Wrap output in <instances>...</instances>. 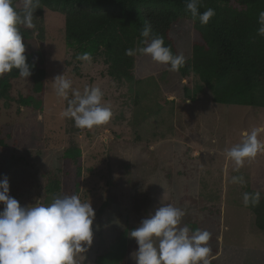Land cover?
I'll return each mask as SVG.
<instances>
[{"label": "rangeland", "instance_id": "1", "mask_svg": "<svg viewBox=\"0 0 264 264\" xmlns=\"http://www.w3.org/2000/svg\"><path fill=\"white\" fill-rule=\"evenodd\" d=\"M14 7L22 14V2ZM32 22L31 29L20 26L25 56L45 70L47 79L45 92L38 95L33 82L20 77L9 98L0 101V138L8 145L18 139L23 154V160L0 157V179L7 176L10 196L22 206L49 205L72 194L91 203L93 242L81 264H96L122 232L169 203L185 210L182 225L211 233L208 247L215 255L208 257L210 264H264V231L243 203L248 189L264 193V151L246 159L238 171L226 156V149L253 129L264 144V109L214 105L208 88L199 91L198 76L183 79L139 53L134 81H118L108 76L104 56L78 59L76 46L65 37L63 15L35 6ZM192 33V23L184 19L171 32L185 61L192 56ZM62 74L81 93L86 86L101 89L112 110L108 123L80 129L62 117L67 100L55 95L51 81ZM188 94H196L197 102ZM28 96L33 99L25 106L21 100ZM157 105L159 113L154 112ZM181 110L188 115L181 122L184 130L177 117ZM72 150L80 152L77 162L67 157ZM234 176L244 182L233 183ZM51 184L56 189L50 193ZM128 264H135L130 255Z\"/></svg>", "mask_w": 264, "mask_h": 264}, {"label": "clouds", "instance_id": "2", "mask_svg": "<svg viewBox=\"0 0 264 264\" xmlns=\"http://www.w3.org/2000/svg\"><path fill=\"white\" fill-rule=\"evenodd\" d=\"M200 0H185V10L192 18L207 25L215 15L213 8L199 11ZM36 0H22V14L13 6V0H0V78L18 69L19 76H31L26 62L25 44L20 26L33 28V12ZM257 35L264 37V11L258 14ZM143 47L126 49L128 56L147 55L153 61L169 65L168 70L178 72L185 64L183 54L173 55L165 46L164 38L153 34L150 23L141 30ZM90 61L91 54L78 57ZM55 95L67 100L62 117L74 120L80 129L91 130L109 122L112 110L103 101L99 87H85L83 93L72 88V81L64 74L53 78ZM71 92V98L69 94ZM257 129L246 135L241 143L226 149V156L233 161L238 171L245 160H251L261 151L264 144L257 139ZM233 183H243V177L234 176ZM7 176L0 180V264H81V257L93 242L95 211L89 202L82 201L76 194L55 198L49 205L34 203L22 206L9 194ZM260 193H244L245 207L259 204ZM185 210L171 203L163 204L154 215L141 220L139 226L128 235L135 239L138 247L130 253L135 264H210L208 241L211 233L191 229L182 225Z\"/></svg>", "mask_w": 264, "mask_h": 264}, {"label": "trees", "instance_id": "3", "mask_svg": "<svg viewBox=\"0 0 264 264\" xmlns=\"http://www.w3.org/2000/svg\"><path fill=\"white\" fill-rule=\"evenodd\" d=\"M231 1L200 0L201 13L208 8L215 10L207 25L192 18L185 10V0H36L35 6L63 15L65 37L70 45L76 46L78 55L87 52L91 58L104 56L109 65L108 76L118 81H134V55H126L125 50L144 46L140 33L146 22L151 24L153 34L164 38L165 46L170 47L173 55H178L171 32L174 25L184 19L192 23L193 33L192 56L178 71L182 78L198 76L203 84L199 91L208 88L214 105L264 109V37L257 35L258 14L264 11V0H236L238 6ZM16 2L22 0H13V6ZM26 62L32 73L28 77L33 82L32 91L42 95L46 72L28 59ZM18 72L13 69L0 78V101L9 98L14 81L20 78ZM188 98L197 102L196 94H188ZM32 99L33 96H28L21 103L30 106ZM160 110V105L155 106V113ZM177 117L184 130L186 125L181 122L186 121L188 115L181 110ZM177 135L190 138L182 132ZM0 157L23 160L21 142L14 139L8 145L0 138ZM67 157L77 162L80 152L69 151ZM128 167L133 173L134 168ZM55 189L51 184L47 191L51 193ZM246 192L256 193L253 189ZM248 208L255 217L257 229L264 231V193L260 194L258 205ZM137 247L135 239H130L124 231L95 263L128 264L130 253ZM214 255L209 254V258Z\"/></svg>", "mask_w": 264, "mask_h": 264}]
</instances>
